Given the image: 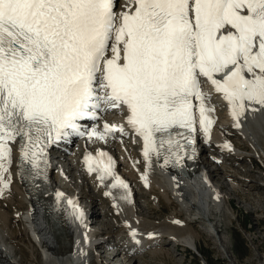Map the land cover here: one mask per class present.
Returning a JSON list of instances; mask_svg holds the SVG:
<instances>
[{
  "label": "snow or ice",
  "instance_id": "6c2138e0",
  "mask_svg": "<svg viewBox=\"0 0 264 264\" xmlns=\"http://www.w3.org/2000/svg\"><path fill=\"white\" fill-rule=\"evenodd\" d=\"M116 6L117 0H0V182L11 163L10 141L19 138L22 157L39 170L45 145L68 129L82 135L76 121L101 103L126 112L145 157L159 155L157 143L168 151L183 147L171 132L194 130V99L209 132L214 109L205 106L201 77L228 102L236 127L246 111L264 109V0H126L119 12ZM113 131L123 128L105 124L104 133L89 135L104 139ZM92 159L85 157L90 172ZM100 171L101 179L111 175L110 161Z\"/></svg>",
  "mask_w": 264,
  "mask_h": 264
},
{
  "label": "bare ground",
  "instance_id": "6f19581e",
  "mask_svg": "<svg viewBox=\"0 0 264 264\" xmlns=\"http://www.w3.org/2000/svg\"><path fill=\"white\" fill-rule=\"evenodd\" d=\"M125 2L120 0L116 10ZM202 85L205 106L214 109L208 113L214 121L206 134L199 124V101L195 100L194 174L168 173L152 154L141 156L142 138L123 122L125 112L101 103L104 119L97 125L85 123L93 126L89 134L93 130L104 133L105 124L123 128V132H110L104 139L89 135L52 147L47 171L57 201L49 219L45 205L33 199L22 175L19 140L10 141L11 163H6L8 171L0 182V264H152V258L145 256L160 252L171 263L183 264V259L175 258L182 253L174 255L177 247L200 251L203 233L224 258L239 264L229 250L227 228L232 219L239 221L235 208L261 211L259 217L264 218V191L260 192L264 172L255 176L258 171L253 169L258 160L263 165L258 168L264 170V109L246 111L236 127L237 119L230 117L231 107L223 95L203 77ZM98 147L108 148L113 155L112 174H104L103 179L96 170H84L81 162L84 149ZM117 178L123 184H115ZM70 196L77 198L75 206L67 203ZM169 206L173 207L170 213L151 217L152 208L160 207L162 212ZM53 210L58 230L50 225L55 219ZM78 212L83 214L79 218ZM259 236L264 238V233L251 236V243ZM250 263L264 264V254H253Z\"/></svg>",
  "mask_w": 264,
  "mask_h": 264
},
{
  "label": "rangeland",
  "instance_id": "374dc122",
  "mask_svg": "<svg viewBox=\"0 0 264 264\" xmlns=\"http://www.w3.org/2000/svg\"><path fill=\"white\" fill-rule=\"evenodd\" d=\"M260 166L263 168L262 163L256 160L253 169L254 171H258V173L255 172L254 173L255 176H261L262 172H264V170L258 168ZM263 181L264 180L261 179L260 183H263ZM262 191L264 190L261 189L260 192ZM158 208L151 209V213L153 214V215L150 214L151 217H161L173 211L172 206H169V208H166L162 212H159ZM235 211L237 214V218L242 223V225L237 219H232V223L228 226L227 232L230 239L229 250L234 254L236 261L237 260L240 261L239 264H251L250 259L253 257V254L254 256L255 255L257 256L258 253L264 254V238H262V236L261 237L259 236L258 238H255L254 243H251L250 240L251 236L254 238L256 237V234L264 233V218L259 217L261 215V211L255 213L252 211H248L244 208H239V209L235 208ZM262 215H264V213H262ZM18 224L22 226L21 222L19 221ZM196 228L201 229V226L196 225ZM205 238L208 237L206 233H203L198 243L200 251H197L196 249H192V248L191 249L184 248L179 245L177 247L178 250L175 251L174 255H176L179 251L182 253L177 255V257L175 256V258H181V260L183 259L182 260L184 261L183 264H204L205 262L202 259L204 257L205 259L207 258L210 264H231L226 258L222 256L221 251L216 250L214 248V244L212 240H210V238L208 239ZM22 246L25 252L28 253V250L25 248V246L24 245ZM169 246H171V244H169ZM36 255L37 258H40V254L38 253V251H36ZM156 255L155 256L147 255L145 256V258H152L153 260L152 264H177V262L171 263L172 261L168 259V256L165 255L164 252L157 253ZM255 261L258 262V260Z\"/></svg>",
  "mask_w": 264,
  "mask_h": 264
}]
</instances>
